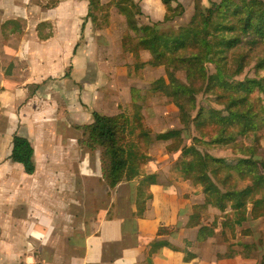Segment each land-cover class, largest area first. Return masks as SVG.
<instances>
[{
    "label": "crops",
    "instance_id": "crops-1",
    "mask_svg": "<svg viewBox=\"0 0 264 264\" xmlns=\"http://www.w3.org/2000/svg\"><path fill=\"white\" fill-rule=\"evenodd\" d=\"M113 11L97 30L110 29ZM87 12L88 0H0V264H241L240 248L217 241L218 232L230 236L220 226L197 241L195 223L209 225L220 212L177 175L179 153L167 152L156 134L144 166L156 182L141 217L135 197L142 176L109 189L102 149L79 145L77 126L92 123L93 110L127 112L132 86L115 97L102 64L115 67L110 38L132 56L121 45L125 25L119 36L98 35ZM112 98L123 102L108 112ZM13 134L33 145L32 174L8 158ZM157 242L164 245L153 248ZM230 251L233 258L220 257Z\"/></svg>",
    "mask_w": 264,
    "mask_h": 264
},
{
    "label": "trees",
    "instance_id": "trees-1",
    "mask_svg": "<svg viewBox=\"0 0 264 264\" xmlns=\"http://www.w3.org/2000/svg\"><path fill=\"white\" fill-rule=\"evenodd\" d=\"M158 1L163 22L185 13L178 0ZM193 6L184 26L174 32H160L139 22L135 0H108L103 4L88 0L87 17L97 25L96 29L108 23L109 12L115 9L125 24L123 50L134 56L149 52L150 64L162 66L165 75L142 89L130 87L128 113L102 115L93 111L92 123L77 128L82 131L80 146L102 149V179L109 189L122 180L142 176L135 197V214L141 217L151 198L149 187L156 182L154 175L144 173L153 137L143 110L148 93L167 91L170 103L178 111L181 128L158 133L155 139L166 142L167 152L177 151L183 156L175 164L177 175L195 182L205 204L220 212L209 225L195 223L199 226L197 241H203L218 226L223 235L234 236L248 218L264 220V174L256 160L215 157L200 148L234 143L233 151L264 149V0L209 1L207 7L194 0ZM250 66L254 77L237 78ZM141 67L134 58L135 72L139 74ZM186 133L191 136L188 142ZM34 155L30 140L13 134L8 158L32 174ZM260 164L264 166V161ZM243 234L249 235L250 230L244 229ZM237 244V254L244 258L255 248L254 244ZM162 245L157 242L153 248ZM234 256L235 252L230 251L220 257ZM259 264H264V256Z\"/></svg>",
    "mask_w": 264,
    "mask_h": 264
},
{
    "label": "rangeland",
    "instance_id": "rangeland-1",
    "mask_svg": "<svg viewBox=\"0 0 264 264\" xmlns=\"http://www.w3.org/2000/svg\"><path fill=\"white\" fill-rule=\"evenodd\" d=\"M183 6L185 7V13L180 16L176 17L171 22H163L161 21V15L163 12L162 6L158 0H135V2L138 5L140 15H138L137 19L140 23L145 25L154 26L156 30L160 32H174L179 27L184 26L187 21L189 20L192 12H193V3L194 0H178ZM209 1L212 2H219L220 0H199L202 7H207L209 4ZM113 10V9H112ZM112 14V19H111ZM110 14V29L106 30V27H103V30L99 31L96 29L95 25L92 26V30H96L97 34L100 35V32L104 31V33L108 35H112L113 37L120 35V28L125 25L124 22L120 21V17L116 14V11H113V13ZM123 18V17H121ZM100 22V18L98 19L97 23ZM103 26V25H102ZM117 29V31L113 32V28ZM124 33V32H123ZM122 33V34H123ZM110 50H111V64H115V67L109 68V65L107 63H102L104 68L108 69L104 72L108 75L110 78L112 84L111 87H107L106 90H111L112 93L117 97V93L120 92L123 87L126 85L134 86L138 89L144 88L146 85H148L150 82L154 81L155 79L162 77L165 75V70L162 66H152L149 62L150 60V54L147 51H141L138 53H135L134 55H128L122 51L121 48L116 47L115 43L111 41V38L109 39ZM134 58L137 60L139 64H142V67L140 68L139 74L135 72L133 69V60ZM118 66L124 67V69L117 68ZM117 69V70H116ZM128 72H130V75H128ZM244 76L248 77H254L255 71L252 66L245 67L243 72H241L237 78L242 79ZM120 77H123V80L121 81ZM108 100V97L106 98V102ZM131 101V99H130ZM123 101H118V99L112 98L110 100V104H108V112H113L112 108L113 105L116 103H121ZM205 102V100H203ZM130 106V104H129ZM154 106L158 107L159 110L154 111ZM130 108V107H129ZM145 110H146V119L148 121V124L151 128L152 135L158 133H165L169 130L176 129V126L180 127V122L178 119V111L177 109L170 103L168 92H155L153 94H148L147 101L145 103ZM97 112L96 110H93ZM91 111V112H93ZM119 112H124L122 110L114 112L115 115ZM129 110L126 112L128 113ZM100 113V112H98ZM145 113V111H144ZM102 115H105L103 113H100ZM92 117V115H91ZM93 119V118H92ZM162 120V121H161ZM187 142L189 139H191V136H189V133L185 134ZM239 140H242L239 138ZM235 144H209L203 147H200L202 151L208 152L210 155L215 157H223L228 159H237L241 157H253L256 160V166L260 169V171L264 174V166L260 164V161H264V149L260 152H252L251 149L246 150H240V151H233L232 148ZM85 147V146H83ZM86 148V147H85ZM98 155H101V152L98 151ZM180 155V154H179ZM180 158L183 159V156ZM243 184V182H241ZM250 217V216H249ZM249 229L250 234L249 235H239L240 233L243 234L244 229ZM219 235L217 241L224 242L231 244V246L235 247L236 249H239V245H236V240H240L242 242H249L254 244L255 248L251 251L248 258H244L242 256H238L239 260L241 261V264H259L262 261V257L264 256V220L262 219H252L249 218L248 222L244 223L241 227V232L236 233L234 236H221ZM237 236V237H235ZM229 246V245H228ZM217 249L220 252H223L227 249V246H218Z\"/></svg>",
    "mask_w": 264,
    "mask_h": 264
}]
</instances>
